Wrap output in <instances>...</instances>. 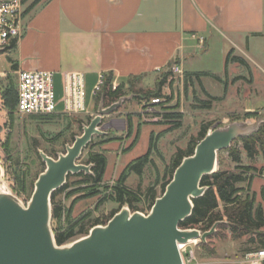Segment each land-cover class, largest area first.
Instances as JSON below:
<instances>
[{"label": "rangeland", "instance_id": "obj_1", "mask_svg": "<svg viewBox=\"0 0 264 264\" xmlns=\"http://www.w3.org/2000/svg\"><path fill=\"white\" fill-rule=\"evenodd\" d=\"M32 1L29 0L24 9ZM239 44L241 46L237 45L238 48H236L235 45L230 44L228 40L218 35L211 38L210 42L208 41V48L206 49L199 48L195 44L197 47L192 49V58L187 62L186 72H192V74L210 73L225 81L226 57L234 49L235 56L243 57L248 61L253 76V84H249L243 80L233 82L234 78L238 76L247 78L250 76L248 70L237 64L230 65L228 68L229 87L226 95L224 94L225 86L216 82L211 77H202L201 82L192 79L186 87L185 72L181 77L172 74L162 89L165 103L161 107V110L166 112L164 108L169 107L168 111L183 115L181 128L166 133L165 131L174 127L172 123H146L142 127L138 145L128 152L137 135L139 122L138 112L140 105L134 99L140 94L156 91L157 83L161 81L160 74L147 78L143 77L142 80L136 82L135 92L137 93H129L126 96L133 98L124 102L113 114L104 118L103 124L108 135L106 137H94L92 143L83 152L79 163L85 164L90 152L105 154L108 157L105 184L114 185L127 164L148 152L152 134L158 135L163 133L158 142V152L153 154V158L156 161L158 170L164 173L165 168L171 162L175 153L179 149L185 150L187 148L189 142L198 136L203 124L209 125V123H213L210 129L212 131L235 122L256 123L259 120H264V36L258 39H250L249 46L246 40H241ZM9 70L7 58L1 56L0 71L9 72ZM13 78L17 82L16 75L13 74ZM140 90L142 92L139 94ZM208 94L217 98L224 97V99L221 102H212L211 110H206L201 108L202 103L200 101H211ZM98 108L88 115L91 120L98 114ZM246 114H257L258 118L246 119ZM127 115L133 116V121L137 128L131 138L127 135ZM81 116L73 114L65 115L63 118L54 117L50 120H33L28 116H21L15 113V121L12 124L0 99V163L4 171L2 186L5 190L17 197L24 205H27L31 199L33 190L30 187L26 189L27 191L23 190L19 186L18 175H22L25 169H29L30 175L26 185L31 186V182L43 171L41 162L38 159L39 151H43L48 156L52 153L51 157L55 159H57L59 154L66 153V147L68 145L72 146L75 138L83 134L84 125L90 123L86 122L80 125L77 121L83 118ZM234 117H240V119L232 121L235 119ZM237 140L232 146L241 153V165H251L252 163L248 160L243 150L242 143ZM7 148L9 149V153L6 151ZM221 157L224 162V168L228 171L240 169L238 167L241 165L234 163L228 152L222 153ZM254 165L258 169H261L264 166L263 158L259 157L254 162ZM156 173L157 171L154 169L148 170L142 181L132 176L127 185L133 189L137 188L139 183L142 184L143 188L147 187L155 183ZM253 175H255V179L250 193L257 194V204H262L264 209V201L261 197L264 178L261 175ZM246 186L247 182L236 185L237 188H246ZM245 195L246 193H244ZM102 197L99 196L80 201L74 208L73 218L82 217L88 212H92L94 219L108 217L110 212L117 208V206L112 203H106L99 210H96V205ZM70 203L71 200L65 202L66 207H69ZM139 207L141 210L136 212L143 213L144 215H148L151 211L148 203H142ZM56 227H58L57 224L52 221V228L55 229ZM217 234L218 236L214 237L210 242V247L216 251V255L214 256H208L207 253L201 250V245L204 242L200 240L196 250V258L199 264H239L244 251H255V247L248 244L247 239L234 241L229 229L217 228L212 236ZM209 238L206 243L209 242ZM78 239L67 244L73 243Z\"/></svg>", "mask_w": 264, "mask_h": 264}, {"label": "crops", "instance_id": "obj_2", "mask_svg": "<svg viewBox=\"0 0 264 264\" xmlns=\"http://www.w3.org/2000/svg\"><path fill=\"white\" fill-rule=\"evenodd\" d=\"M217 35L236 48L263 37L264 0H51L23 15L21 39L1 54L10 70L0 79L14 66L17 82L21 71L52 72L55 115L65 116L67 76L82 74L92 113L100 75L112 74L118 85L174 62L192 73L186 65L195 44L206 49Z\"/></svg>", "mask_w": 264, "mask_h": 264}, {"label": "water", "instance_id": "obj_3", "mask_svg": "<svg viewBox=\"0 0 264 264\" xmlns=\"http://www.w3.org/2000/svg\"><path fill=\"white\" fill-rule=\"evenodd\" d=\"M133 97H122L109 107L101 101L98 114L84 125L66 153L57 159L39 151L45 170L38 176L30 201L24 205L2 186L0 163V264H183L179 245L194 240L206 243L221 222L210 231L182 229L180 224L194 211L193 201L202 197L204 177L219 169V154L237 140L259 132L264 120L235 122L214 129L183 159L164 194L148 215L132 212L125 205L106 225L92 228L77 241L59 246L52 228V195L70 175L92 174V165L80 164L94 137H106L104 118Z\"/></svg>", "mask_w": 264, "mask_h": 264}, {"label": "trees", "instance_id": "obj_4", "mask_svg": "<svg viewBox=\"0 0 264 264\" xmlns=\"http://www.w3.org/2000/svg\"><path fill=\"white\" fill-rule=\"evenodd\" d=\"M2 1V0H0ZM29 0H22L23 6L27 5ZM51 0H33L26 9H24V15L30 13L32 10L39 6H43ZM259 37L262 35H254ZM16 41H13L10 46V50L14 49ZM235 50H231L226 57L225 61V75L226 80L219 78L210 73H185L186 87L188 82L196 79L201 82L202 77H211L216 82L225 86L224 94L226 95L229 87L228 71L230 65H240L250 73L249 78L244 76H238L234 78L233 82L247 81L249 84H253V76L251 74V67L248 61L240 56H235ZM174 62L173 64H176ZM172 63L167 66L164 71L158 72L161 77V81L157 83L156 91H149L144 94L138 95L134 100L141 106L142 102L147 100L150 101L153 98H163L162 89L167 84L170 76H172ZM16 67L12 69V73L8 74L5 79H0V96L1 102L4 109L7 111L9 118L14 124L15 113H17V99H18V82L13 78ZM143 76L131 77L126 83L114 85V76L107 74L105 76L104 85L101 91L94 97L95 109L98 108L100 102H104L105 107H109L116 103L122 97H126L129 93L135 92L136 82L142 80ZM211 99L208 101H200L202 103L201 108L211 110L212 102H221L224 97H212L208 94ZM163 107V106H162ZM166 112L160 116L158 124L172 123L174 127L165 131L170 133L172 131L181 128V120L183 115L179 113H173L168 111L169 107L164 108ZM257 114H246V119L258 118ZM33 120H50L54 117H61L62 115H32L28 116ZM82 119L77 122L81 125L86 122H90L91 118L88 115H82ZM137 128L135 127L133 116L127 115V126H128V137L131 138L137 129V135L129 147L128 152L132 151L139 143L140 134L142 127L146 124L141 117H139ZM235 118V117H234ZM240 117H236L232 121L239 120ZM213 123L203 124L197 137H194L188 144L185 150L179 149L171 162L165 168L164 173H161L157 166L156 161L153 158V154L158 152V142L161 139L163 133L158 135H151L149 150L148 152L135 159L131 163L127 164L118 180L114 185L105 184V175L108 168V157L103 153L90 152L88 154L85 165H92V174L86 175L80 173L78 175H70L67 183L58 191L52 195V208L53 218L52 221L57 224L58 227L54 229L56 242L59 246L66 245L67 243L85 237L89 234L90 230L95 226L106 225L125 205H128L132 212H136L140 209V204L148 203L149 209L153 207L156 200L161 197L167 185L173 178L176 169L180 166L183 159L194 154L196 146L205 138L207 133L210 131ZM117 140V139H111ZM243 145V150L246 153V157L252 163L249 166H242L241 153L233 146L219 154V169L216 173L211 176H206L201 182L202 187H208L205 194L194 200V211L190 218L180 224L182 229H198L202 232H207L212 227L221 222L218 228L229 229L234 241L247 239L248 244L255 247V250L264 248V209L262 204H257V194L250 193L252 188L255 175L264 176V166L258 169L254 162L262 157L264 160V125L261 127L258 133L251 137H245L237 140ZM6 151L9 153V149ZM228 152L230 158L234 163L239 166L237 171H228L224 168V162L221 157L222 153ZM52 154V153H51ZM51 154L50 157H51ZM38 159L41 162L43 171L45 170V164L42 162L41 157L38 154ZM156 170L155 183L142 187L139 183L137 188L133 189L127 185L129 179L132 176L137 177L142 181L148 170ZM42 171V172H43ZM253 173V174H250ZM30 171L25 169L22 175H18L17 180L19 186L27 191V188L34 187V183L38 176L31 182V186H27V180L29 178ZM247 182V186L237 188L236 185L239 183ZM244 193L246 195L244 196ZM64 196V201H63ZM99 196H103L102 199L96 205V210H99L106 203H112L117 206L110 212V215L104 219L96 218L92 216V212H88L79 218H73V212L75 206L82 200L93 199ZM261 197L264 201V186L261 188ZM69 207H66L65 202L70 201ZM214 235L209 238V242L201 245V250L208 254V256L216 255L215 249L210 247V242ZM252 251H244L242 258Z\"/></svg>", "mask_w": 264, "mask_h": 264}, {"label": "built area", "instance_id": "obj_5", "mask_svg": "<svg viewBox=\"0 0 264 264\" xmlns=\"http://www.w3.org/2000/svg\"><path fill=\"white\" fill-rule=\"evenodd\" d=\"M24 6L22 0L0 1V57L12 41H19L23 34ZM201 47L205 40L199 39ZM1 59V58H0ZM159 72L161 70H158ZM174 75L183 76L184 71L178 63L172 65ZM2 75V74H0ZM65 86L66 112L70 115H89L86 108V91L82 74L73 73L67 76ZM105 76L100 75L99 82L93 91L95 97L102 89ZM163 98H153L143 101L139 116L145 123L159 122L164 114L161 107ZM57 104L54 91V74L48 71H21L18 74L17 114L21 116L54 115ZM200 240L179 245L183 264H199L196 250ZM239 264H264V248L247 253Z\"/></svg>", "mask_w": 264, "mask_h": 264}]
</instances>
